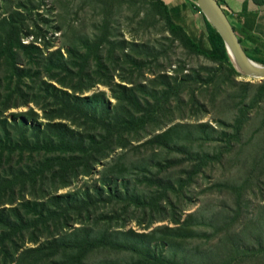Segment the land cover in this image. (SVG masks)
<instances>
[{"label": "rangeland", "instance_id": "rangeland-1", "mask_svg": "<svg viewBox=\"0 0 264 264\" xmlns=\"http://www.w3.org/2000/svg\"><path fill=\"white\" fill-rule=\"evenodd\" d=\"M152 1L156 0H0V34L10 25L21 26V40L33 36L42 51L33 54V63L25 53L19 54L21 82L18 75L9 79L10 63L3 61L0 133L6 119L11 141L42 139L37 129L44 130L46 109L52 105L43 81L67 91L50 78L72 80L86 47L108 37L111 47L106 44L101 50L108 70L97 77L111 74L113 84L132 87L153 105L159 99L162 103L140 139H133L128 148L119 147L92 175L59 191L79 199L90 189L95 211L88 230L139 243L146 251L136 255L102 250L88 264H131L139 258L167 260L166 264H264V98L259 100L264 80L229 78L217 60L192 52L172 34L161 10L147 4ZM163 1L180 7L181 17L175 22L194 38L204 35L210 49L203 13L190 0ZM251 1L264 6V0ZM2 20L7 23L2 25ZM263 50L257 46L249 52L264 64ZM73 85L79 86L77 79ZM77 95L98 105L97 111L118 104L113 87L103 84ZM243 100L250 108L249 120L239 139L230 141ZM54 122L75 131L68 121ZM146 141L155 142L142 145ZM206 154L213 156L208 164L203 160ZM39 161L17 155L10 162L3 160L0 178H10L12 169L35 168ZM127 187L130 191L123 197L120 191ZM165 187L171 202L165 196L158 208L153 202ZM73 227L81 226L75 222ZM73 227L53 226L47 236L32 228L9 241L6 252L0 249V264H62L64 260L54 257L40 262L41 256L26 251L47 245L48 257L57 249L55 243L72 239L77 233Z\"/></svg>", "mask_w": 264, "mask_h": 264}, {"label": "trees", "instance_id": "trees-1", "mask_svg": "<svg viewBox=\"0 0 264 264\" xmlns=\"http://www.w3.org/2000/svg\"><path fill=\"white\" fill-rule=\"evenodd\" d=\"M190 1L202 13L195 3L196 0ZM254 2L258 4L257 1ZM147 4L161 10L172 34L181 39L192 52L205 54L217 60L219 65L226 67L229 78L241 75L233 66L219 33L204 14L210 49L205 44L204 35L194 38L187 33L182 25L175 22L176 18L181 17L179 6L169 7L163 0ZM219 4L225 9L221 0H219ZM225 12L229 17L227 10ZM3 23H7V20H2V25ZM234 30L236 31L235 27ZM21 31V26L13 24L7 28L5 34H0V71L3 61H9L12 71L9 79L12 80V75H18L19 82L22 80L17 65L19 54L25 53L29 56L30 63H33L35 62L33 54L35 52H37L36 55L42 53L34 43L22 44ZM239 40L242 43V39L239 38ZM106 44L108 49L112 45L108 37L86 47L87 53L79 56L81 61L79 71L72 80H69L68 76L63 79L57 75L50 78L56 80L61 88H65L67 91L43 81L45 90L50 91L52 105L49 110L45 108L48 123L44 130L37 129L43 134L42 139L37 138L34 142H28L25 139L11 141L12 132L8 128L7 120L5 119L2 123L0 162L3 160L10 162L15 155L20 160H24L26 156L31 160L40 159L35 168L28 166L19 171L12 169L10 178H0V197H2L0 202V249L2 248L5 252L9 241H13L19 235L25 236L32 231V228H35V234L47 236L48 233H53L51 230L53 226L72 228L75 222H79L81 226L73 227L74 232L77 233H74L71 236L72 239L67 243H55L58 247L48 257H45L47 254L44 252L45 249L50 250L47 245H40L26 252H33L41 256L40 262H46L49 258L54 257L55 260H64L62 264H88L93 255L102 250L136 255H144L146 252L139 243L129 242V240L122 242L109 235L108 232L93 235L92 231L88 230V227L93 224L95 211L90 201L92 198L90 189H87L79 199L59 194L60 190L71 187L81 176L92 175L95 167L114 155L119 147L128 148L133 143V139H140L141 132L155 121L160 110L161 99L157 101V105H153L146 98L142 100L137 93L132 91V87L125 84H113V75L105 74L102 76L103 78L97 77L104 70H108L101 54V50ZM246 52L256 60L247 50ZM75 79L79 82L78 87L73 85ZM97 84L113 87L118 99V104L114 109L103 105L102 110L97 111L98 105L92 104L89 98L77 95L94 88ZM19 86L16 90H19ZM69 90L72 91V94L68 92ZM263 98L264 92L259 100H263ZM241 105L239 114L231 125L232 137L230 141L239 139L242 129L249 120L250 108L247 107L245 100ZM155 107H159L158 110ZM56 120L68 121L75 126V131L70 129L67 124H56L57 122H54ZM90 132L92 134L89 135ZM154 142L146 141L142 145ZM212 158L213 156L206 154L203 160L208 164ZM104 189H100L102 195H104ZM129 191L128 187L123 188L120 194L124 197ZM168 191L169 189L165 187L157 200L153 202L156 207L160 208V203L165 196L171 202L167 195ZM109 192L113 193V189L109 188ZM27 196L30 198L27 199ZM18 199L21 200L18 206L9 209L4 207L6 204L13 203L14 205ZM63 205L66 207H62ZM55 219L57 220L52 222ZM166 263H168L167 260L156 263L148 258H139L131 264Z\"/></svg>", "mask_w": 264, "mask_h": 264}, {"label": "water", "instance_id": "water-1", "mask_svg": "<svg viewBox=\"0 0 264 264\" xmlns=\"http://www.w3.org/2000/svg\"><path fill=\"white\" fill-rule=\"evenodd\" d=\"M195 3L219 33L235 69L241 75L264 80V64L246 52L219 0H196Z\"/></svg>", "mask_w": 264, "mask_h": 264}, {"label": "crops", "instance_id": "crops-1", "mask_svg": "<svg viewBox=\"0 0 264 264\" xmlns=\"http://www.w3.org/2000/svg\"><path fill=\"white\" fill-rule=\"evenodd\" d=\"M221 2L229 13V19L238 37L242 39L244 49L249 52L257 46L264 48V6H257L251 0H221Z\"/></svg>", "mask_w": 264, "mask_h": 264}, {"label": "built area", "instance_id": "built-area-1", "mask_svg": "<svg viewBox=\"0 0 264 264\" xmlns=\"http://www.w3.org/2000/svg\"><path fill=\"white\" fill-rule=\"evenodd\" d=\"M23 44L29 45L31 43H34L35 45L38 44L37 40L33 36H27L26 38L22 39Z\"/></svg>", "mask_w": 264, "mask_h": 264}]
</instances>
